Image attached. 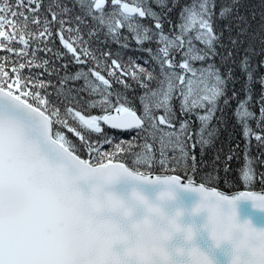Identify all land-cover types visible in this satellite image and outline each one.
Masks as SVG:
<instances>
[{
    "label": "snow or ice",
    "instance_id": "6c2138e0",
    "mask_svg": "<svg viewBox=\"0 0 264 264\" xmlns=\"http://www.w3.org/2000/svg\"><path fill=\"white\" fill-rule=\"evenodd\" d=\"M179 4L72 0L70 7L66 0L47 5L44 0H0V264H77L72 257L84 237L72 229L75 209L66 187L74 177L99 171L93 167L98 163L129 173L144 188L178 184L222 200L264 202V192L228 195L203 182L197 185L192 175L198 167L195 149L199 146L203 165L204 147L227 128L226 109L236 101L232 115L245 140L241 178L245 185L254 176L264 184V172L255 174L248 159L254 140L260 150L255 159L264 164V75H255L264 60L253 64L254 56L264 55V0L257 29L251 23L256 13L241 14V0H190L174 22L168 13ZM109 37L121 49L134 41L135 50L148 59L139 64V57L124 60L122 52L93 46ZM146 42L155 47H144ZM241 47L237 63L234 54ZM217 56L221 65H231L224 72ZM70 65L78 70L70 72ZM236 68L246 77L239 92ZM254 83L261 86L255 100ZM133 84L142 90L139 114L136 98L128 95ZM104 126L136 135L115 142ZM238 149L239 142L228 149L225 173ZM221 151L216 150L214 161ZM157 167L160 174L154 173ZM178 170L186 183L181 175L168 174Z\"/></svg>",
    "mask_w": 264,
    "mask_h": 264
},
{
    "label": "clouds",
    "instance_id": "9594fccd",
    "mask_svg": "<svg viewBox=\"0 0 264 264\" xmlns=\"http://www.w3.org/2000/svg\"><path fill=\"white\" fill-rule=\"evenodd\" d=\"M93 167L100 170L66 187L75 209L72 229L84 237L72 257L77 264H218L215 250L224 245L231 246L230 264H264V228L239 218L237 200L178 184L148 191L127 172ZM185 191L199 199L187 203ZM253 202L264 210V202ZM203 233L208 250L197 243Z\"/></svg>",
    "mask_w": 264,
    "mask_h": 264
},
{
    "label": "trees",
    "instance_id": "16d2710c",
    "mask_svg": "<svg viewBox=\"0 0 264 264\" xmlns=\"http://www.w3.org/2000/svg\"><path fill=\"white\" fill-rule=\"evenodd\" d=\"M66 2L69 4L70 7L72 6V0H66ZM150 2H151V0H150ZM241 2H242V7L240 9L241 14H246V15L251 16L253 11L256 13V18H255V20H252L251 23H252V28L257 29L259 24H260V12L262 11V9L260 7L261 0H241ZM44 3H45V5H47L48 0H44ZM185 3H190V0H180V4L177 5V7H175L170 13H168L169 17L174 22L176 21V19L178 17V13L180 11V6L185 4ZM151 6L153 7L154 10H156L158 12L162 10L155 3H152ZM168 7H171V0H168ZM74 11L77 13L79 12L78 6L74 9ZM145 23L150 24L151 21H145ZM222 26H223V23L221 22L219 24V27H222ZM167 27H168V25L166 24L165 28L167 29ZM233 35H235V31L233 32ZM227 36H228V33H225L224 39L222 41L225 44L228 43L227 42ZM101 39H104L103 35H101ZM93 46L94 47H100L101 49H111L113 52H117V51L122 52L124 60H127L129 57H132L134 59L139 57V59L136 60V62L139 64H144V61L148 59V54L146 52L135 50L136 44L134 41H132V43L128 49H121L119 47V45H117L114 42H111L110 37L108 38L107 43L97 44L94 41ZM56 47L61 48L58 40L56 42ZM144 47H155V45L149 44L146 42ZM228 47H231V45H228ZM61 50L63 51L62 48H61ZM218 51L224 52V49H221L218 47ZM257 51L259 52V44H257ZM242 53H243V47H241L239 49V51L234 54V58H235L237 63L239 62L240 55ZM3 54L4 53H0V55H3ZM261 60H264V55L254 56L253 57V64L258 65ZM215 62L217 64V66L221 67L222 72H224L227 67L231 66L230 64L221 65L219 56L215 57ZM145 66L150 67V65H145ZM78 67L79 66H76V65H70L69 71L74 73L76 70H78ZM235 75L237 77H239V81L235 84L234 87H235V90H237L239 92L242 84L245 82L246 77L240 72L239 68L235 69ZM255 75L257 77H259L260 75H264V67H259L257 69ZM53 79H55V78H53ZM77 83L80 84V83H82V81L77 82ZM128 83L132 84L133 82L131 80H128ZM116 87H119V86L117 85ZM228 88H229V90H228L227 94L229 96H231L233 85L229 84ZM253 88H254V100H255L260 95L261 86L259 83H254ZM133 89H134V91L129 90L128 95H129V97H135L136 98V99H134V103H135V107H136L138 114H139V112L142 110V106L138 100V97H139V95L142 94V90L134 84H133ZM243 95H244L243 92H240L241 98H243ZM235 107H236V101H231L230 107L226 109V115L228 118L227 128L221 130L219 137L215 138L211 145L204 147L203 161L205 163L203 165H201L199 146L195 149V153L197 155L198 167H197L196 173L192 174L194 181L203 182L209 186H213V187L219 188V189H221L223 191H227V192L234 191V190H241V189L264 190V184H262L261 181L256 178V176H254L253 182H251L249 185H245L244 181L241 178L242 170L246 164V161L244 158L245 140L242 136V129H241L240 125H238L236 123L235 117L232 115ZM176 110H177V113L179 115L178 103L176 106ZM254 110L258 114V107L255 108ZM217 115H219V113ZM213 123H215V121ZM252 126L253 127L255 126L254 121H252ZM194 128H195V124H194ZM104 131L107 134H109L110 136H113L115 138V142H119L121 139L122 140H131L132 137L136 135L135 130H114V129H111L107 126H104ZM229 133H231V138L229 136ZM69 136L74 141L78 142V138L71 136V134H69ZM93 137L96 138L95 134H93ZM237 142H239V149L237 150V154L233 156V159L228 162L227 167L229 168V171L225 173L223 171V169L225 167L223 161L225 160V156L228 152V149L230 147H233L234 145H236ZM137 143L139 144V143H141V141H137ZM255 143L256 142L253 140L252 141L253 147L250 149V154H249L248 159L252 161L251 167L253 168L254 173L258 174L260 172H264V164L258 163L255 159L256 156L258 155V152L260 151L259 149H257L255 147ZM110 147L111 146L105 145L104 150L108 151V150H110ZM220 148L223 149V151H221L219 153L220 159L214 161V153L216 152L217 149H220ZM168 154L172 155L171 152H169ZM156 156L157 157L159 156L158 152H156ZM82 158H87V155L86 154L82 155ZM261 159H264V157H261ZM126 163H128L131 166V160L130 159L128 161H126ZM154 173H160L159 167L154 169ZM170 173L181 175L183 178L187 179L183 170H178L176 172H170ZM189 174H191V173H189ZM212 176H218L219 179L213 180V179H211ZM226 181H227V183H226Z\"/></svg>",
    "mask_w": 264,
    "mask_h": 264
},
{
    "label": "water",
    "instance_id": "95a60500",
    "mask_svg": "<svg viewBox=\"0 0 264 264\" xmlns=\"http://www.w3.org/2000/svg\"><path fill=\"white\" fill-rule=\"evenodd\" d=\"M160 174V173H155ZM168 174H174V173H168ZM182 180L184 183L187 182V179L182 177ZM197 185L201 182L194 181ZM206 187H213L205 184ZM157 186H148V191H154ZM219 191H223L219 188H217ZM237 191H258V192H264V190H234V191H224L225 194L233 195ZM181 197L184 201L191 204L194 201L199 199V194L191 191H185L181 193ZM253 201L248 199H240L237 200V208L239 213V218L241 220H244L246 218H250L253 222V224L258 228H264V210L255 209L253 208ZM204 216L202 215L200 218H198V222H203ZM197 243L200 244L202 248L205 250H208L209 245H211V240L208 238L207 233H203L200 237L197 238ZM230 253H231V246L230 245H224L222 249L215 250V258L218 261V264H230Z\"/></svg>",
    "mask_w": 264,
    "mask_h": 264
}]
</instances>
